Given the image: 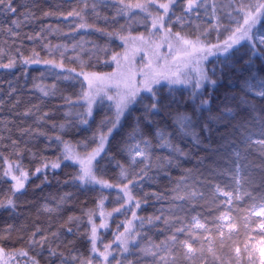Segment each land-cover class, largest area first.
<instances>
[{
    "label": "trees",
    "instance_id": "16d2710c",
    "mask_svg": "<svg viewBox=\"0 0 264 264\" xmlns=\"http://www.w3.org/2000/svg\"><path fill=\"white\" fill-rule=\"evenodd\" d=\"M163 3L168 0H12L16 13L0 9V64L14 61L12 68L0 67V203H15L14 210L0 208V253L8 264H61V259L68 264H264V215L255 213L264 212V155L256 151L258 145L244 143L257 130L256 117H264V99L247 91L249 85L264 87V58L255 57L249 69L241 60L248 52L246 41L235 46L232 59L217 54L202 63L217 76L221 68L224 73L214 90L209 85L200 90L210 96L209 108L193 113L198 101L192 102V86L172 85L162 92L167 110L153 115L151 125L142 120L143 104H135L108 134L115 102L106 97L103 103L97 98L92 117L81 123L87 111L84 74L104 77L98 85L104 90L129 43L148 42L161 32L152 28V20L164 16L159 7ZM261 3L264 0H196L197 7L185 11L187 0H174L162 32L170 39L179 34V39L205 49L222 45ZM253 32L264 34V21ZM33 56L39 65L31 63ZM50 59L58 67L43 63ZM41 87L49 95L44 96ZM242 98L256 110L242 104ZM224 105L233 114L219 122L212 119L221 115ZM184 112L194 115L199 144L176 133L173 118ZM138 118L150 147L148 159L130 166L126 147ZM205 122L210 131H203ZM157 127L172 133V143L187 156L169 165L172 154L159 146ZM101 137L103 147L92 166L111 188L82 184L76 179L81 166L63 158L66 144L80 159L87 158L101 146ZM53 162L60 167L51 168ZM46 163L49 167L44 168ZM10 164L14 175L28 173L26 180L21 177L20 192L4 175ZM124 184L133 197L131 204L121 191ZM137 202L139 208L132 206ZM102 223L106 227L100 229ZM181 228L184 231H178ZM126 229L130 244L123 253L118 238ZM33 232L37 239L46 237L43 248L30 246ZM49 248L58 255L50 257Z\"/></svg>",
    "mask_w": 264,
    "mask_h": 264
},
{
    "label": "snow or ice",
    "instance_id": "6c2138e0",
    "mask_svg": "<svg viewBox=\"0 0 264 264\" xmlns=\"http://www.w3.org/2000/svg\"><path fill=\"white\" fill-rule=\"evenodd\" d=\"M171 3V0H170ZM170 3H163L160 4L159 7L164 10V16H167L170 11ZM197 7L196 0H187V8L185 11H192ZM256 11L255 13L249 12L245 15L243 20V25L238 26L234 31H231L228 39H226L222 45H212L210 48L205 49L204 47L197 48L195 45H193V51H199V52H205V56L203 59H207L208 55H215L220 54L224 55L226 57V60L232 59L235 56L236 51L238 49L235 48L236 45H240L242 41L247 42V48L248 52L245 54V56L241 57V60L243 63L251 69L254 65V58L259 56L264 58V34H261L259 32H253V29L256 28L258 25L261 24L262 21H264V3L258 4L255 6ZM0 9H3L5 12L10 13H16V8L12 5V0H0ZM142 11H147V8L142 7ZM74 12H69L67 15L72 16L74 15ZM164 16H158L156 18H153L152 20V28L156 29L159 28L161 31L165 28V20ZM15 24L16 21H13ZM228 31V29H226ZM177 38L179 39V34H177ZM142 39V38H141ZM191 42L188 40H183V44L188 45ZM198 43V42H197ZM160 45H157V48H159ZM212 48L216 49V52H212ZM169 50H171V45H169ZM185 55L191 56L190 52H185ZM112 59L115 61L117 60L116 56H113ZM176 57H173V63L175 64ZM25 65H29L30 61L25 59L23 61ZM31 63L39 65L41 61L36 58V56H33ZM46 65H51L52 68L58 67L54 63L53 60H45L43 61ZM195 68L190 69L188 72L181 73L180 68L181 67H187L188 61H185L183 65L181 64H175V69L172 70L169 68L168 71H155L153 74H145L144 80L142 83V86L140 87H134L131 89L126 90L123 93L117 92L116 97L113 95H109L107 92H104L103 95H101L102 89L98 86L100 82L104 80V77L98 76L96 74H92L89 76L88 74H84V80L87 81L88 84V92L85 93V96L87 97V111L86 113L82 114L81 116V123L87 124L88 119L92 117L93 115V104L97 103V98L99 103H103L104 99L108 101H114L115 102V118L110 121L111 127L108 128V134H111V132L119 126V122L121 118L124 116V114L131 108L132 105L135 104H143L144 106V112H143V122L146 125H151L153 123L152 116L158 114L162 110H167L169 103L165 102V98L162 96L163 88L166 86H172V85H191L193 88L191 95L192 102L196 104L198 101V104H196V107L193 109V113L203 110L205 108H209L211 104V98L205 97L203 93L200 91L202 88H204L206 85L211 86V88L214 90L217 86L218 82L223 78V68H221L219 76H217L216 70H206L205 67H202L200 64V60H197L194 62ZM14 66V61L8 63V64H0V67L2 68H12ZM70 75V74H69ZM80 73H77V76H79ZM68 78V77H65ZM166 81V85H161V81ZM261 84H264V81H261ZM95 85V87H94ZM161 85V87L157 88L155 86ZM39 87V86H38ZM39 90L43 93L44 96L49 95L48 91H46L44 88H39ZM247 91L252 92L255 96H258L262 99H264V87L254 89L252 86H247ZM145 92L148 95L147 96H141L140 93ZM147 100L148 103L144 104V101ZM242 104H249L247 100H244L243 98L240 101ZM250 107H252L253 111H255V106L249 104ZM29 113H24V115H28ZM233 114V109L229 108L228 105H224L223 110L221 112L220 116L212 117V119H215L216 121H220L226 116H230ZM45 116L47 113L44 114ZM257 120V130L254 132H251L247 135V137L244 140V143L251 147L252 145H258L259 147L256 149L261 155H264V117H256ZM141 119L138 118L137 120V126L133 129L132 137H131V143L126 147V151L130 158V166L136 165L138 163H143L144 159H148L146 150L150 147V141L145 138V135L143 131L140 129ZM173 124L176 128V133L179 134L180 137H191L193 144H199L200 136L197 133L196 129V120L194 119V115H189L186 112L184 113H178L173 118ZM63 127V125H61ZM243 127V125H241ZM203 131L207 132L210 131L209 126L207 122L203 125ZM172 133L166 131L165 129H160L157 127L155 131V136L158 141V144L162 148H167L171 152V156L168 159L169 165L173 162L174 159H178L181 156H187V153H185L179 146L172 143ZM255 137V139H254ZM57 140H60V137H56ZM63 143V141H61ZM104 142V137H101V146L98 147L96 150H94L92 153L88 154L86 159H80L72 150L71 148L66 144L65 145V151H64V159L72 160L74 162H78L81 165L80 172L77 174L76 179H78L82 184L83 183H90V184H99L102 187L111 188L113 187L112 184H109L107 181H104L102 179H99L97 175L94 173L92 161L95 160L96 156L99 155V152L102 150ZM235 155L237 158H240V152L237 150L235 152ZM137 157H143L141 160H137ZM118 167L121 168V175L125 174V169L122 165L118 164ZM49 167V165L46 163L44 164V168ZM60 164L59 162H53L51 163V168L56 169L59 168ZM41 171L40 168L36 169V172L39 173ZM4 175L10 176V178L15 181V183L12 185V188L15 190V192H20L24 188V182L23 180L27 179L28 173L20 171L19 176L12 174V166L9 165L8 171L4 172ZM23 177V180L21 179ZM121 191L124 192V195L127 197V200L129 204H131V201L133 199L132 195L128 191V184H124ZM225 195H230V193H224ZM194 195V194H193ZM123 206V201H122ZM135 208H139L140 204L137 202L134 205ZM3 207H9L13 210L15 209V203L13 199H9L7 201V204L0 203V208ZM46 211H54L53 209H45ZM127 211H131V207L126 209ZM117 211H120V209H117ZM133 217L136 216L135 212L131 213ZM258 215H264V212L257 213ZM71 219V218H70ZM91 222V221H90ZM264 227V224L261 225ZM100 227H106L105 224H101ZM196 227H203L202 224L197 223ZM39 231V229H37ZM71 231V229H69ZM127 231V229H126ZM178 231H184V229H178ZM91 242H92V252H96V227L93 226L91 230ZM119 239V238H118ZM172 239H176L175 236L172 237ZM46 241V237L40 236L39 239L36 238V232H33L31 238H30V246L36 247L39 246L41 248L44 247V242ZM120 243L124 245L125 251H127V242L124 240H121ZM50 257L56 256L58 253L53 251L51 248L48 249ZM189 251H191V248H189ZM110 254V253H109ZM26 255V253H25ZM62 256V254H60ZM104 257V260L108 259V254H102ZM73 260H76V258H72ZM115 259V257H113ZM35 264V262H34ZM61 264H68L67 261L64 259H61ZM82 264V262H81ZM90 264V262H89Z\"/></svg>",
    "mask_w": 264,
    "mask_h": 264
},
{
    "label": "rangeland",
    "instance_id": "374dc122",
    "mask_svg": "<svg viewBox=\"0 0 264 264\" xmlns=\"http://www.w3.org/2000/svg\"><path fill=\"white\" fill-rule=\"evenodd\" d=\"M173 1L174 0H171V2ZM168 3H170V0H168ZM183 40L185 39H170L169 37L166 38L164 37L162 31H157L154 35V38L150 39V41L148 42H130L129 49L127 50L126 54L122 56L121 59L118 61V68L115 70L114 74L106 78L105 83L107 84L103 87L104 90L102 89V93L107 92L110 95L114 94V97H116L118 91L120 93H123L128 89L142 86L145 74H153L155 71L161 70L168 71L169 68L174 70L175 64L183 65L185 61H188V66L181 67L180 72H188L190 69L195 68V61L200 60V64L202 66V63L209 57L217 55H208L207 59H203L206 54L205 52L193 51V45H195L197 48L201 46L197 45L192 41H190V44L185 45L183 44ZM157 45H160V47L157 48ZM169 45H171V50H169ZM211 50L213 53L216 52V49ZM186 51L190 52L191 56L185 55ZM173 57L177 58L175 64L173 63ZM166 83V81H161V85H165ZM181 85L185 86L183 84ZM143 93L145 94V92H141V94ZM81 159L83 160L86 158ZM78 164L80 165V163ZM255 213H261V209L257 210ZM102 220V222L105 223L104 221L107 220V217H103ZM99 228L101 229L103 227L99 226ZM128 233L129 229L126 233L120 236L118 242L119 244L117 243L118 245H120L121 251L123 253H126V251L124 245H122L120 241H126L128 247V245L130 244V240L127 236ZM102 259H104L103 256ZM7 261L8 260L4 258L3 255L0 253V264H8Z\"/></svg>",
    "mask_w": 264,
    "mask_h": 264
}]
</instances>
